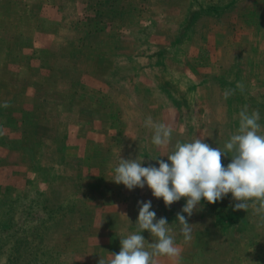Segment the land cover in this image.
<instances>
[{
	"label": "rangeland",
	"instance_id": "obj_1",
	"mask_svg": "<svg viewBox=\"0 0 264 264\" xmlns=\"http://www.w3.org/2000/svg\"><path fill=\"white\" fill-rule=\"evenodd\" d=\"M245 106L264 134V0H0V264L107 262L149 200L180 248L157 264H264V220L231 193L183 213L185 242L186 198L113 182L120 158L223 149ZM149 117L172 127L167 148Z\"/></svg>",
	"mask_w": 264,
	"mask_h": 264
},
{
	"label": "clouds",
	"instance_id": "obj_2",
	"mask_svg": "<svg viewBox=\"0 0 264 264\" xmlns=\"http://www.w3.org/2000/svg\"><path fill=\"white\" fill-rule=\"evenodd\" d=\"M237 88L244 90L243 84H237ZM230 92L225 91V98ZM259 120V111L249 113L245 106L239 112L238 132L230 136L223 149L211 147L201 137L191 142H177L167 160L155 159L158 168L142 166L144 161L139 158H120L113 182L123 184L128 190L143 189L147 184L153 196L162 198L169 207L186 198L185 206L176 217L185 242L193 238V225L187 222L183 213L191 217L201 200L215 204L231 193L237 201L235 211H247L252 207L264 220V134H261ZM145 126L153 130V145L160 149L168 147L173 131L171 126L154 122L151 117L145 121ZM222 156L231 157L226 167L222 164ZM138 207L137 232L120 239L119 253L110 254L111 259L107 262L100 259L99 264H157L158 257L174 259L180 256V248L170 234L167 219L157 220L150 200L139 202ZM144 231L157 238L156 242H147V249L141 234Z\"/></svg>",
	"mask_w": 264,
	"mask_h": 264
}]
</instances>
